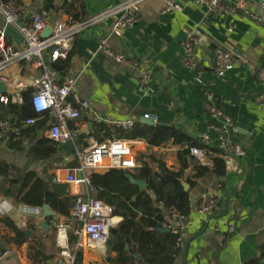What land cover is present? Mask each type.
<instances>
[{
	"label": "crops",
	"instance_id": "0c3cea01",
	"mask_svg": "<svg viewBox=\"0 0 264 264\" xmlns=\"http://www.w3.org/2000/svg\"><path fill=\"white\" fill-rule=\"evenodd\" d=\"M9 1L24 4L29 14L45 9V0ZM120 1L55 0L54 6L48 10V25L69 16L87 19ZM259 1L248 0L247 3L256 8ZM177 2L183 7L181 11L163 13L166 0L143 1L138 23L127 27L122 37L110 34L111 18L86 28L77 36L68 59L60 61L64 66L60 78H76L79 95L90 99L105 120L96 123L87 117L79 118L75 127L85 137H79L76 145L85 148L90 138H96L94 131L98 125L116 126L127 120L136 124L146 115L155 118L157 124L178 123L193 137L202 138L206 134L211 144H217L219 135L212 126L220 125L221 122L210 116L206 108L208 94H213L221 109L231 118L233 130L226 129V136L244 149L245 157L241 167L238 165L236 170L237 178L231 182L236 194L222 205L219 201L222 198L224 200V195L215 174L207 173L193 188L185 184L186 189H189L192 210L187 218L177 222L184 242L173 264H245L259 255L264 244V110L261 105L264 102V82L258 81L252 71L254 66H260L264 61V25L241 12L232 15L209 13L189 0ZM69 5L73 6L71 12L66 9ZM4 26L5 21L0 15V29ZM195 28L202 38L201 44L195 49L196 57L203 59L201 73L186 68L183 61L182 42L187 32ZM104 38L108 39L115 51L138 57L149 66L157 65L168 80L161 83L158 77L153 76L148 84L140 82L130 65L118 62L100 51V43ZM219 48L244 54L249 63L239 64L219 75L215 72L218 63L216 50ZM9 73L30 78L36 74V69L32 64L21 62L14 65ZM176 107L181 109L179 115ZM51 121L49 116L46 128ZM91 122L92 128L89 127ZM39 134L44 135V131L41 130ZM119 139L131 143L134 141ZM142 140L144 150L134 149L139 166L147 161L155 172L160 173L157 164L148 156L141 158L154 154L168 168L179 169V147L172 141L152 147ZM8 142L0 141V161L27 171L25 168L31 159L28 151L11 149ZM62 145L53 158L47 161L33 159L28 169L36 171L45 181L51 180L47 184L49 187L55 182L56 176H65V168L79 165L75 153H70L65 144ZM103 170L107 169L97 171ZM193 174L191 168L186 170L187 176ZM67 186L68 193L76 198L72 188ZM78 192L83 195L93 193L86 185L80 186ZM0 198V218L9 216L19 228L27 232L32 226L37 238L42 241L45 255L49 257L46 264H57L59 247L55 221L68 217L60 215L51 207L56 216L44 218L43 207L19 203L1 193ZM213 198L218 201L216 212L220 213H200V209ZM36 208L41 210L40 214L35 211ZM43 220L48 221V230L39 226ZM120 220L121 217L118 222ZM229 224L235 225L234 231H229ZM3 227L0 222V230H4ZM7 251L8 254L5 251L1 256L0 264H32L28 257L29 243ZM83 255L84 264H104L105 256L98 250L83 251Z\"/></svg>",
	"mask_w": 264,
	"mask_h": 264
},
{
	"label": "built area",
	"instance_id": "2783aa9c",
	"mask_svg": "<svg viewBox=\"0 0 264 264\" xmlns=\"http://www.w3.org/2000/svg\"><path fill=\"white\" fill-rule=\"evenodd\" d=\"M145 0H121L112 7L90 16L87 19L79 20L73 16L61 19L52 25V33L49 37L43 38L41 33L48 26L49 12L46 9L34 11L29 14L28 8L22 5H15L9 0H0V15L6 25H11L23 38L22 44H17L5 36L4 28L0 29V82L7 86V93L0 94V101L3 104L24 102V93H30V105L37 114L47 113L52 121L44 130V136L59 144H66L69 141L74 143L75 158L79 165L74 168H65V176H56L55 182H63L72 188L76 196L75 205L68 218L55 221L56 240L59 247L57 264H74L76 253L81 249L84 252L98 250L106 255L108 243L111 239V230L118 223L119 217L114 213V207L94 194L90 183L89 174L91 171L108 168H135L138 167L134 155L135 148L143 151L142 139H133L127 142L123 139L99 141L90 138L85 148L81 149L76 145L81 133L78 128H72L70 123L79 118L87 117L96 123H103L105 120L96 110L90 99L82 98L77 91V79L71 76L60 78V70L54 67V63L68 59L74 46L77 36L86 28L111 18L110 34L122 37L127 27L136 25L140 17V4ZM199 8L206 9L209 13L237 14L239 12L249 16L258 23L264 25V0L257 2L254 8L248 4V0H189ZM182 5L177 0H166L162 9L163 13L181 11ZM29 15V16H28ZM11 40L12 42L10 43ZM202 38L197 28L187 32L182 42L184 51V65L186 68L202 72V58L195 55L196 47L201 44ZM100 51L114 57L118 62L130 65L138 80L148 84L153 79L151 67L140 62L136 58L117 52L111 48L108 39L104 38L100 43ZM218 60L215 72L219 75L233 69L239 64H248L249 59L244 54L235 53L231 50L219 48L216 50ZM49 58V60H48ZM25 62L32 64L36 74L30 78H21L11 74L9 71L16 64ZM257 80L264 82V61L260 66L252 69ZM209 101L206 108L210 116L220 120V125H213L212 128L218 132V144L225 148L227 154V171H236L238 168L237 158L244 155V149L236 143H232L225 134L226 129H231V118L219 106L214 95L208 94ZM264 110V102L261 104ZM155 118L150 115H146ZM36 117H29L25 124L33 125L37 122ZM124 129H131L135 123L127 120L121 124ZM15 132L11 118L0 120V141H9ZM19 136L18 131H16ZM142 140V141H141ZM202 140L211 144L209 137L204 134ZM190 153L200 163L208 162L206 149L191 147ZM88 186L92 194L83 195L78 192L80 186ZM218 208L217 199H210L201 209L204 215H213ZM35 211L40 214L41 210ZM171 220L179 222L182 216L176 210L171 211ZM229 231L235 230L234 224H229ZM219 230V226L216 225ZM70 232L75 240L70 242ZM183 237L179 239V246L182 247ZM9 252L6 251L5 254Z\"/></svg>",
	"mask_w": 264,
	"mask_h": 264
},
{
	"label": "trees",
	"instance_id": "16d2710c",
	"mask_svg": "<svg viewBox=\"0 0 264 264\" xmlns=\"http://www.w3.org/2000/svg\"><path fill=\"white\" fill-rule=\"evenodd\" d=\"M55 0H45L44 8L49 10L54 6ZM18 5L17 3H13ZM72 5L66 7L67 12L72 11ZM131 57V56H129ZM133 57V56H132ZM142 62L138 57H133ZM153 76L158 77L163 83L168 80L163 76L162 69L157 65H150ZM168 77V76H167ZM179 115L181 109L176 107ZM29 117L38 120L33 125H26ZM11 118L13 131L8 146L18 151H28L29 157L35 161H47L53 158L59 150V143L45 137L39 132L46 129L49 114H37L30 105V93H24V102L3 104L0 101V120ZM77 121H72L70 126L76 128ZM94 136L99 141L115 140L119 138L144 139L152 147H160L172 141L179 147L178 170L168 168L166 163L154 154L148 156L156 163L162 179L155 175L154 168L147 161H143L135 168H108L103 171H91L89 174L91 186L97 198L104 200L114 207L115 215L121 220L114 227L116 233L111 235L105 255L104 264H173L181 251L179 239L182 236L180 226L171 220L172 210H176L187 218L192 210L189 189L185 184L193 188L198 180L207 173H213L220 180L223 198L219 201L222 205L229 200L236 191L231 186L237 178L236 171H227V151L217 144H207L202 138L193 137L184 126L176 123L170 125L148 126L142 122L136 123L131 129L122 126L98 125ZM80 137H85L81 134ZM206 149L208 162L200 163L190 153L191 147ZM243 156L237 158L239 168L243 164ZM191 168L193 175H186V170ZM128 174L136 179L146 180L148 187L141 190L132 184ZM51 180L45 181L34 170H23L12 163L0 161V193L15 201L33 207H43L49 204L56 212L65 217L71 216L75 205L72 195L61 193L54 189L46 188ZM165 210H164V209ZM220 211L215 212V215ZM0 222L4 230H0V243L6 245L0 248V258L3 253L12 247L21 248L29 243L28 257L32 264H46L49 259L43 251L42 241L37 238L34 228L29 226L31 237H27L25 230L9 217L2 216ZM170 227L169 232H160L158 228ZM75 236L70 232V242ZM74 264H84L83 251L76 253ZM245 264H264V244L259 255L245 262Z\"/></svg>",
	"mask_w": 264,
	"mask_h": 264
},
{
	"label": "water",
	"instance_id": "95a60500",
	"mask_svg": "<svg viewBox=\"0 0 264 264\" xmlns=\"http://www.w3.org/2000/svg\"><path fill=\"white\" fill-rule=\"evenodd\" d=\"M4 33L5 36L12 39L13 41H15L17 44H22L23 42V38L22 36L11 26V25H6L4 28ZM52 33V25H48L43 32L41 33V36L43 38H47L51 35ZM54 67H56L58 70L62 71L64 69V66L59 64V63H54ZM7 93V86L3 83L0 82V94H4ZM141 122L148 125V126H156V125H162V124H157L152 118H150L149 116H143L141 118ZM93 123L91 122L89 124V127L92 128ZM59 147H61V144L58 145ZM65 146L68 148L70 153H74V143L72 141H69L65 144ZM33 163V159L31 158L26 166V170H28L30 168V166ZM155 175L162 179V175L158 172H155ZM128 178L130 180V182L132 184L137 185L141 190H145L148 187V183L146 180H141V179H136L133 175L128 174ZM49 186L46 185V188H48ZM50 187L58 192L61 193H66L68 192V186L65 183H61V182H52L50 184ZM1 200V198H0ZM74 200H76V198L74 197ZM164 209V208H163ZM165 210V209H164ZM43 214H44V218H52L55 217L56 214L55 212L52 210L51 206L49 204H45L43 206ZM177 225V222L176 224ZM39 226L45 230H48L50 228V225L48 223L47 220H43L42 222L39 223ZM160 232H169L171 230L170 227H165V228H158L157 229ZM116 233V229L113 228L111 230V234ZM27 237H31V232H26ZM190 242V239L187 241L186 243V247L184 249V253L186 252L187 246ZM112 242H109L108 244L111 245ZM6 245L5 242H1L0 243V248L4 247Z\"/></svg>",
	"mask_w": 264,
	"mask_h": 264
},
{
	"label": "rangeland",
	"instance_id": "374dc122",
	"mask_svg": "<svg viewBox=\"0 0 264 264\" xmlns=\"http://www.w3.org/2000/svg\"><path fill=\"white\" fill-rule=\"evenodd\" d=\"M10 41V43L12 42L11 40H9Z\"/></svg>",
	"mask_w": 264,
	"mask_h": 264
}]
</instances>
